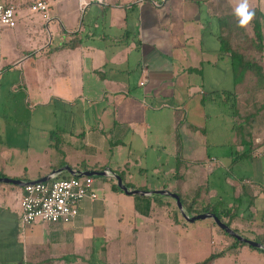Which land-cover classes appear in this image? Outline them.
<instances>
[{
	"label": "crops",
	"instance_id": "crops-1",
	"mask_svg": "<svg viewBox=\"0 0 264 264\" xmlns=\"http://www.w3.org/2000/svg\"><path fill=\"white\" fill-rule=\"evenodd\" d=\"M0 1L10 2L16 8L17 24L11 28L15 36L20 33L21 19L28 28L33 20L36 30L34 37L26 38V46L36 49L32 66L25 69L28 57L22 56L17 45L10 48L4 41V28L0 31V75L7 68L9 73L22 68L24 80L33 83L23 86L28 92L20 97L15 92L19 82L11 83L10 93L3 92L0 82V95L4 98L0 99L1 114L8 103L13 112L33 103L37 107L53 106L54 113V107H75L80 114L78 118L70 116L63 126L35 116L44 122L40 128L46 133L30 134L28 147L32 153L33 148L45 152L47 160L37 165L40 160L36 163V157L30 163L20 164L17 171H9L7 176L31 181L53 172H58V177L71 176L70 168H110L123 172L125 182L132 184L131 189L185 190L190 199L197 197L202 207L218 206L222 214L224 210H233L234 215L225 217L230 226L264 244L262 158L256 159L255 179L245 178L236 183L218 172L219 164L229 157L224 159L216 152L208 154L209 151L208 155H201L199 129L208 105L205 94L208 90L222 91L216 71L233 73L231 57L220 50L218 9L227 10L228 5L233 9L237 0H165L158 6L152 0H104L90 4L84 12L79 10L77 0L72 6L70 0H47L49 18L31 8L35 0ZM248 2L250 9L258 8L264 14V0ZM261 25L264 35V17ZM170 139L176 164L169 169L171 177L163 179L164 183L137 184L134 171L143 174L148 169L144 164L149 154L157 156L153 162L160 170L168 162L162 156L167 155ZM255 139L256 147L250 150L242 145V154L235 160L228 159L232 160L225 165L228 170H233L232 166L245 156L261 154L258 150L264 128ZM10 141L7 133L1 134V154L5 146L4 155L9 154ZM107 141L112 142L109 149L113 161L111 157L107 160L99 156ZM121 142L124 144L119 145ZM63 148L64 157H58L56 153ZM133 154L137 156L138 171L133 165ZM241 155L244 157L240 158ZM179 168L186 174L182 176ZM94 178L98 198L84 199L80 214L72 222L35 221L25 225L22 234H14L12 241L9 233L1 264H88L84 259L78 260L83 243H75L76 230H81L78 233L83 240L90 233L84 235L82 230H95V221L100 219L109 221L107 230H113L119 242L109 253L106 250L105 264H196L230 242L229 236L213 224L212 217L193 224L196 219H187L176 199L167 193H127L116 188L109 176ZM8 188L12 191H5ZM98 188L104 195H99ZM23 190L0 186V214L5 219L11 217L5 197L18 193L21 207ZM236 198H241V204ZM186 210L190 215L197 214L187 207ZM102 227L98 229L106 230ZM208 233L210 242L207 237V246L199 247L193 263L181 258V245L184 247L196 235ZM123 242L127 245L119 249ZM66 244L74 247L66 248ZM88 245L85 246L89 251L96 249ZM17 247L20 253L16 258L13 253ZM72 254L77 258L73 260ZM206 264H264V251L241 244L237 252L218 256Z\"/></svg>",
	"mask_w": 264,
	"mask_h": 264
},
{
	"label": "rangeland",
	"instance_id": "rangeland-1",
	"mask_svg": "<svg viewBox=\"0 0 264 264\" xmlns=\"http://www.w3.org/2000/svg\"><path fill=\"white\" fill-rule=\"evenodd\" d=\"M75 1L76 0H70L68 1V3L73 4ZM77 2L79 3V0H77ZM94 4H97V3H94ZM79 7H80V4H79ZM79 10L81 12L85 11L84 9L81 10V8ZM82 14L83 13H81V15ZM100 18L103 19V15H101ZM23 23L24 21L21 19V22H20L21 28L18 31L20 32L18 36L14 35L13 29H11L10 27H4V31H5L4 41L6 42L8 46H10V48L17 45L22 51V54H23L22 56L25 59L28 57L27 62L24 65V69H25L26 66L27 67L32 66L33 64L32 62L35 59L34 54H35V49H36V47L32 48L31 46L30 47L26 46V44H28L26 38L34 37L36 35V30L33 25L34 24L33 20L29 28L23 25ZM248 28L252 32V29H253L252 21L248 25ZM20 61L21 60H19V62ZM9 70L10 69L7 68L4 71V74L0 75V79L4 78V80H0V82H3V89H4L3 92H6L7 90L10 93V87L12 86L11 83L19 82L20 84L19 89H17L18 86H15L16 94H18L20 97L22 95L27 94L28 91L26 92L23 86L24 85L27 86V84L29 86H33L32 81L24 80L25 75L22 74V70H23L22 68H18L16 72L11 71L10 73H9ZM11 74L13 76H11ZM216 78H217V83H221L220 85H222L221 87L222 91L214 92V90L213 91L208 90L207 93L205 94V100H207L206 103H208V105L206 107L207 108L206 118L205 120H202V122L200 123V129H199L201 140H202L201 155L202 157H204L208 155L209 153L213 154V152H216L220 154L224 159L225 157L227 158L229 157L228 159L235 160L237 156L239 155V153L242 154V151L244 150L242 149V145H245V144H241V142H238L237 140L235 142V139H237V136H236L235 127H234V124L236 121L233 115L234 113L233 110H234V107L238 105V102L236 101L238 85L235 82L234 74L230 72L225 73V71L223 70H218L216 71ZM29 86L27 88H29ZM0 94L2 93L0 92ZM0 99H4V98L0 95ZM239 101L242 103L240 105L241 109L244 110L245 104L243 102V98L241 97ZM260 102L261 101L259 100V102L257 103H260ZM8 105L4 108V113L6 112L5 114L3 113L4 115L1 114L2 108L0 107V136L2 133L3 134L7 133L11 140L9 154L4 155V153H6V146L4 147L5 148L4 153L2 154L0 153V158H2V160H0V176H7L6 174L11 170L17 171L18 167H21L20 164L30 163L29 161H34V158L36 157H37L36 163H38L40 160V162L37 165L42 164L44 161L47 160L48 155H46L45 152H40V150H35V148H33L34 151L32 153V151H30L32 149H29L28 147V143H29L28 138L30 134L42 133V132L46 133V130L43 131L40 128L41 126L44 125V122H39L36 119V117L41 115L47 120H52L54 124L56 123V121H58V123H60L59 125L63 126L64 124L67 125V122L65 121L68 120L70 116L78 118V116L80 115L77 113L78 110L75 107H72V108L67 107V106L54 107V110H56V112L54 113L53 106L37 107L33 103L31 104V106L26 103L25 105L19 107V111L13 112V111H10ZM252 107L253 106L251 105V108ZM30 111L34 112V114H30ZM33 116H34V119H31V117ZM49 125L51 124L49 123ZM111 143L112 142L110 141L106 142L105 149H101L99 152L100 157H103L107 160L110 159L112 150H110L109 148L112 145ZM167 143H168L167 144L168 148L166 150L167 155H163L162 158L163 160L165 161L167 160L168 162L164 166H162V169L160 170L159 168L154 166V162H153L154 160H156L157 156L153 155V153L149 154L148 155L149 159L147 161V164H144V167H148V169L147 170L145 169V172L143 174L140 172L139 173L136 172V170L134 171L135 172L134 181L137 184L142 183V182L151 183V181H153V183H164L163 179L171 177V170L169 169L170 167L175 168L176 164H175V157L172 154L173 149H174L173 142H171V139H170V142H167ZM123 144L124 143L121 142L119 145H123ZM244 147L248 148L247 145H245ZM127 149L128 147H126V150ZM206 151H209L208 154ZM258 151L261 152V154L257 152V154L255 155H248L245 157L241 155L240 158L242 157L244 158L238 164L232 166L233 170H228V168L225 167V165L228 166L229 161H232V160L225 159V161H223V164H219L218 172H220V175H221V172H223L224 174H226L227 177L229 176L236 183H239L242 179H245V178L255 179L258 173V168L256 167V164H257L256 159L262 158L263 163L261 167V172L264 177V139L260 142V148ZM56 154L58 155V157L63 158L64 148L63 150L60 149L58 153ZM121 157H122L121 159H123L124 156L121 155ZM136 158L137 156L133 154L132 155L133 165L136 166L134 168L137 169L138 171L139 166L135 162ZM113 159H114V156L111 157L112 161ZM180 168H183V166L180 165ZM180 168L178 169L179 173L182 174L183 176V174H186V173L185 171L181 172L182 170H180ZM15 175H18V174H15ZM10 177H13V176H10ZM98 190H99V195L101 196L104 195L100 188H98ZM5 199L8 205L11 207V217H8L5 219V217L0 214V264L2 263L1 258H2V253H3V248L5 247V241L8 238V234L10 233V237L12 241L14 234H16L17 232L22 234L23 232L22 230H25L24 225L21 220V207L18 205L20 204L19 194L13 193L11 195L6 196ZM0 203H1V200H0ZM238 203L241 204V201L239 200ZM0 208H1V205H0ZM110 209H112L113 211L112 207H110ZM12 215H14V217ZM109 215L110 214H108V216ZM205 220L209 221L212 219L209 217L208 218H198L195 220L193 224H198ZM108 224H109V221L106 219L104 220L100 219L99 222L95 221L94 226L97 227L95 228V230H82V233L84 235H86L87 232L90 233L89 234L90 237L89 236L84 237L83 240H81L79 233H78L81 230H76L75 243L76 244L79 242L83 243V247L80 248L83 250L81 253L78 254V260L84 259V261L88 262V264H105V260H106L105 253H107L106 250L108 249L107 251L109 253L110 249H115L119 243L118 239L114 238L112 234L113 230H107L109 227L106 225ZM101 226H103L102 228L106 230H99L98 227H101ZM207 237L210 242L211 234L208 233V235L207 234L196 235L195 240L192 238L191 242L188 241L184 247L181 245L180 250H179L182 255L181 258H183L184 260L187 259L188 261H191L190 263H193V259L197 257L196 251L199 249V247L205 248V246H207V241H206ZM119 238H122V236H120ZM87 244H89L88 245L89 247H93V248L95 247L96 249L94 251H89L87 249V246H85ZM126 245L127 244L123 242L122 244H120L119 249L121 248V246H126ZM72 246L74 247L73 244L65 245V247L69 249H71ZM103 247H105V250H102ZM128 247H129V244H128ZM208 247H212V246L208 244ZM19 253H20L19 248L17 247L13 253L14 257L17 258ZM76 258H77V255L72 254V259L74 260Z\"/></svg>",
	"mask_w": 264,
	"mask_h": 264
},
{
	"label": "trees",
	"instance_id": "trees-1",
	"mask_svg": "<svg viewBox=\"0 0 264 264\" xmlns=\"http://www.w3.org/2000/svg\"><path fill=\"white\" fill-rule=\"evenodd\" d=\"M36 1L37 0L34 2ZM7 3L13 5L10 2ZM250 10L255 12L254 19L252 20V32L248 26L245 28L238 26V21L234 16L231 6L228 5L227 10L218 9V13L221 26L219 31L220 50L223 55H229L231 57L234 79L238 85L236 99L238 105L235 106L236 108L234 107L233 110V115L236 121L234 127L237 141L241 142V144L247 145L251 150L256 147L257 144L255 139L256 134L264 128V35L261 25V20L264 17V14L258 8ZM241 97L245 104L244 110H242L240 106L242 104L239 101ZM259 100L261 102L257 103ZM251 105L253 106L252 108ZM247 154H249V152H247ZM118 173L124 178L123 172L119 171ZM109 178L113 180V185L120 189L117 179L114 177ZM2 185L9 187H24L13 182L0 181V186ZM128 185L131 186L129 183ZM7 190L12 191L11 188L6 189L5 191ZM175 192L181 196V200L189 211H193L197 214L207 211L215 212L222 220L231 225L230 220L227 221L225 217L234 215L233 210H224L222 214L221 211H218V206L207 204L202 207L198 198L194 197L190 199L189 193L185 190L182 192L181 190L176 189ZM240 199L241 198H236L235 200L239 201ZM213 224L217 229L229 236L230 242L223 248L215 249L207 258L196 264H206L213 261L218 256L237 252L241 244H249L221 228L215 220L213 221ZM235 230L240 232L238 229ZM249 246L257 248L251 244H249ZM261 250L264 251V249Z\"/></svg>",
	"mask_w": 264,
	"mask_h": 264
},
{
	"label": "built area",
	"instance_id": "built-area-1",
	"mask_svg": "<svg viewBox=\"0 0 264 264\" xmlns=\"http://www.w3.org/2000/svg\"><path fill=\"white\" fill-rule=\"evenodd\" d=\"M152 1L158 6L165 0ZM93 2L103 3L104 0H86V2L79 0L80 8L85 9ZM31 8L41 12L46 18L50 17V7L46 0H37ZM16 24L15 7L0 1V31L4 27L13 28ZM23 186L21 220L24 226L35 221L72 222L80 214L84 199L98 198L94 175L88 174L60 176L46 181H29Z\"/></svg>",
	"mask_w": 264,
	"mask_h": 264
},
{
	"label": "water",
	"instance_id": "water-1",
	"mask_svg": "<svg viewBox=\"0 0 264 264\" xmlns=\"http://www.w3.org/2000/svg\"><path fill=\"white\" fill-rule=\"evenodd\" d=\"M69 172L72 175H81V174H88V175H94V176H98V175H104V176H109V177H114L117 179L118 182V186L126 191L127 193H141V194H153L155 192H160V193H167L171 196H173L176 199L178 208L181 210L182 214L189 220H195L198 218H206V217H212L216 223L223 229L227 230L230 234L238 237L240 240H243L253 246H256L257 248H261L264 249V244L261 241L246 237L245 235L241 234L240 232H238L237 230H235L234 228H232L228 223H226L224 220H222L215 212H201L195 215H190L188 213V211L186 210V207L183 203V201L181 200V196L175 192V191H171L168 190L166 188H161V189H153V190H144V189H139V188H130L129 185L125 182L123 176L118 173L115 172L113 170H111L110 168H105L103 170H96V169H92V170H83V171H74L73 169H69ZM60 174L58 172H53L50 176H46L44 178L41 179H36V180H31V181H43V180H50L53 178L58 177ZM0 181L3 182H13L16 184H21V185H25L27 182H29L30 180H25L22 178H15V177H10V176H0Z\"/></svg>",
	"mask_w": 264,
	"mask_h": 264
},
{
	"label": "clouds",
	"instance_id": "clouds-1",
	"mask_svg": "<svg viewBox=\"0 0 264 264\" xmlns=\"http://www.w3.org/2000/svg\"><path fill=\"white\" fill-rule=\"evenodd\" d=\"M233 13L238 21V26L241 28L248 26L255 16V12L250 10L248 0H237L233 7Z\"/></svg>",
	"mask_w": 264,
	"mask_h": 264
}]
</instances>
